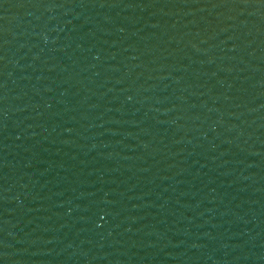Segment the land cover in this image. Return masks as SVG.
<instances>
[{"label":"water","instance_id":"1","mask_svg":"<svg viewBox=\"0 0 264 264\" xmlns=\"http://www.w3.org/2000/svg\"><path fill=\"white\" fill-rule=\"evenodd\" d=\"M0 264H264V0H0Z\"/></svg>","mask_w":264,"mask_h":264}]
</instances>
